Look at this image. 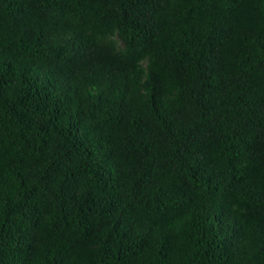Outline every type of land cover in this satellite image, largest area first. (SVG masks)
<instances>
[{
	"label": "trees",
	"instance_id": "obj_1",
	"mask_svg": "<svg viewBox=\"0 0 264 264\" xmlns=\"http://www.w3.org/2000/svg\"><path fill=\"white\" fill-rule=\"evenodd\" d=\"M0 264H264V0H0Z\"/></svg>",
	"mask_w": 264,
	"mask_h": 264
}]
</instances>
